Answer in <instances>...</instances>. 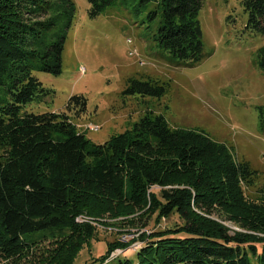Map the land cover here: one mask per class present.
Returning <instances> with one entry per match:
<instances>
[{
  "label": "trees",
  "instance_id": "1",
  "mask_svg": "<svg viewBox=\"0 0 264 264\" xmlns=\"http://www.w3.org/2000/svg\"><path fill=\"white\" fill-rule=\"evenodd\" d=\"M117 1L88 0L89 16L97 18ZM156 1L161 48L188 63L201 61L202 1ZM242 3L249 27L264 34V0ZM74 12L70 0H0V264H75L97 235L77 218L107 214L176 222L128 243H109L101 264L137 241L144 245L136 252L139 264H251V257L264 264V198L247 195L257 173L225 144L174 128L152 112L95 144L70 116L87 113L83 95L70 99L68 112L22 113L51 92L32 70L61 72ZM39 56L48 62L33 65ZM257 64L264 71V47ZM133 84L150 95L165 91L150 81ZM228 222L246 232L233 233Z\"/></svg>",
  "mask_w": 264,
  "mask_h": 264
},
{
  "label": "rangeland",
  "instance_id": "2",
  "mask_svg": "<svg viewBox=\"0 0 264 264\" xmlns=\"http://www.w3.org/2000/svg\"><path fill=\"white\" fill-rule=\"evenodd\" d=\"M70 1L75 12L66 30L61 72L32 70L51 92L28 103L22 113L68 112L70 99L83 95L87 113L81 119L73 117L74 111L69 115L95 144L132 129L149 112L163 115L172 127L206 135L225 144L236 160L247 162L257 173L247 195L264 198V71L257 64L264 34L249 27L243 0H201L205 54L196 63L179 60L161 48L157 35L162 10L156 0H118L97 18L89 16L88 0ZM65 24L63 19L59 29ZM47 62L39 56L32 64ZM133 81H150L165 91L150 95ZM90 125L99 129L88 130ZM135 216H79L77 223L94 226L97 235L83 246L75 264H101L109 243H128L176 222L171 218L157 223L154 214L131 222ZM123 221L131 223L122 226ZM227 225L233 233L246 232L232 222ZM143 246L137 241L105 264H139L136 252ZM250 260L260 264L254 257Z\"/></svg>",
  "mask_w": 264,
  "mask_h": 264
},
{
  "label": "built area",
  "instance_id": "3",
  "mask_svg": "<svg viewBox=\"0 0 264 264\" xmlns=\"http://www.w3.org/2000/svg\"><path fill=\"white\" fill-rule=\"evenodd\" d=\"M87 128H88V130H93V131H97V130L99 129L97 126H93V125H90V126L87 127ZM121 253H122V252L119 251V250L113 252V253L111 254V256L109 257L108 262L117 259L118 256L121 255Z\"/></svg>",
  "mask_w": 264,
  "mask_h": 264
}]
</instances>
